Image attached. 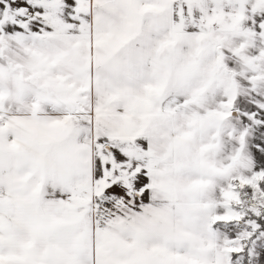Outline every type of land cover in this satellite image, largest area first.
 Returning <instances> with one entry per match:
<instances>
[{
	"label": "snow or ice",
	"instance_id": "snow-or-ice-1",
	"mask_svg": "<svg viewBox=\"0 0 264 264\" xmlns=\"http://www.w3.org/2000/svg\"><path fill=\"white\" fill-rule=\"evenodd\" d=\"M0 264H264V0H0Z\"/></svg>",
	"mask_w": 264,
	"mask_h": 264
}]
</instances>
